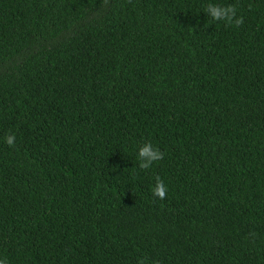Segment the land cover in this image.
Instances as JSON below:
<instances>
[{"label":"trees","instance_id":"trees-1","mask_svg":"<svg viewBox=\"0 0 264 264\" xmlns=\"http://www.w3.org/2000/svg\"><path fill=\"white\" fill-rule=\"evenodd\" d=\"M4 258L264 264V0H0Z\"/></svg>","mask_w":264,"mask_h":264},{"label":"clouds","instance_id":"clouds-1","mask_svg":"<svg viewBox=\"0 0 264 264\" xmlns=\"http://www.w3.org/2000/svg\"><path fill=\"white\" fill-rule=\"evenodd\" d=\"M205 11L207 14L215 21H224L228 25H235L240 27L244 23L243 17H237V6L236 5H227L222 6L218 4L209 3L206 6ZM5 142L8 146H14L16 136L15 134H9L5 136ZM164 154L159 150V148L153 147L152 143H145L142 147L139 148V160L140 168L143 170H148L152 165L162 160ZM167 187L163 180L157 176L155 177V186L152 188V194L155 197L163 200L166 198ZM0 264H8L7 259H0ZM143 264V262H141Z\"/></svg>","mask_w":264,"mask_h":264}]
</instances>
